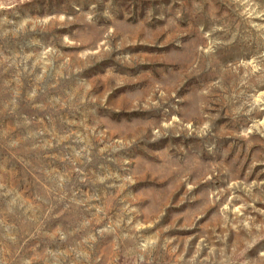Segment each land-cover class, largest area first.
Segmentation results:
<instances>
[{
  "label": "rangeland",
  "instance_id": "374dc122",
  "mask_svg": "<svg viewBox=\"0 0 264 264\" xmlns=\"http://www.w3.org/2000/svg\"><path fill=\"white\" fill-rule=\"evenodd\" d=\"M0 264H264V0H0Z\"/></svg>",
  "mask_w": 264,
  "mask_h": 264
}]
</instances>
